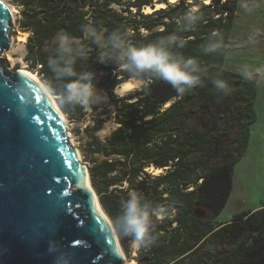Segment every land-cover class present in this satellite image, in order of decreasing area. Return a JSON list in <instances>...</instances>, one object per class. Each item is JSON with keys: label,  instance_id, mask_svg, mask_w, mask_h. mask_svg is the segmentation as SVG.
<instances>
[{"label": "trees", "instance_id": "obj_1", "mask_svg": "<svg viewBox=\"0 0 264 264\" xmlns=\"http://www.w3.org/2000/svg\"><path fill=\"white\" fill-rule=\"evenodd\" d=\"M13 1L20 8L18 28L29 34L24 61L31 71L37 70L55 89L48 59L54 54V38L66 32L83 47L73 44L82 50L76 70L94 71L97 86L114 99L117 129L103 141L93 138L89 145L90 154L101 157L90 160L89 170L104 210L113 221L120 214L119 193L124 189L117 188L119 183H128L131 190L143 191L168 209L157 221L155 243L142 249L138 264H264V206L215 226L232 194L234 167L248 149L256 120L257 82L225 69L239 0L196 2L201 21L194 30L178 33L187 40L179 50L184 57L196 58L210 75L219 73L231 88L230 95L218 93L206 80L180 97L171 85L151 79L147 89L140 87L120 98L113 95V88L131 78L114 64L97 60L99 49L88 40L85 26L105 37L128 29L132 44L146 43L176 32L174 18L194 4L180 0L144 14L143 8L157 0ZM213 32L222 38L224 48L205 54L202 46ZM148 168L163 173L153 176ZM198 207L207 208L210 217L194 216ZM120 237L126 245L127 239Z\"/></svg>", "mask_w": 264, "mask_h": 264}, {"label": "water", "instance_id": "obj_2", "mask_svg": "<svg viewBox=\"0 0 264 264\" xmlns=\"http://www.w3.org/2000/svg\"><path fill=\"white\" fill-rule=\"evenodd\" d=\"M14 26L0 0V264H58L64 255L70 264H124L119 234L97 207L89 167L62 116L41 86L1 58ZM193 215L210 212L198 207Z\"/></svg>", "mask_w": 264, "mask_h": 264}, {"label": "clouds", "instance_id": "obj_3", "mask_svg": "<svg viewBox=\"0 0 264 264\" xmlns=\"http://www.w3.org/2000/svg\"><path fill=\"white\" fill-rule=\"evenodd\" d=\"M202 14L198 6L189 8L182 15L175 17L176 32L157 37L153 41L132 44L129 41L130 30L113 31L106 37L95 29L85 26L84 31L99 49L97 60L100 63H111L116 69L128 73L132 82L147 89L151 79L163 81L182 97L194 86L210 80L214 89L224 96L230 95L231 88L220 78V74L210 75L207 67L196 58H185L179 51L187 40L178 33L194 30L201 21ZM213 32L202 46L205 54L217 53L224 48L222 38ZM54 54L48 59V68L53 74L55 89L46 82L44 87L58 99L61 106L75 108L107 102L108 97L97 88L94 71H77L76 59L82 56V50L75 49L72 38L66 32H60L54 38ZM245 80L253 79L248 71H243ZM127 81L113 88V95L123 97L127 91ZM27 92V89H25ZM121 212L114 220V227L122 237L132 238L134 249L151 247L156 241L154 230L157 221L164 218L168 209L149 198L143 191L132 189L127 198L120 204ZM58 264H70L64 255L58 257Z\"/></svg>", "mask_w": 264, "mask_h": 264}, {"label": "rangeland", "instance_id": "obj_4", "mask_svg": "<svg viewBox=\"0 0 264 264\" xmlns=\"http://www.w3.org/2000/svg\"><path fill=\"white\" fill-rule=\"evenodd\" d=\"M166 2V0H160ZM252 0H239V11L237 12L238 17L234 21L236 26L233 25L232 28V39L243 40V44L247 47L253 42V34L250 35L251 31L249 25L253 24V27L264 25V6L258 7L256 10L253 9L254 6L249 5ZM261 4H264L263 0H260ZM188 2L202 3V0H189ZM259 2V1H258ZM255 2L256 4L258 3ZM12 6L15 8L14 13V23L15 26L12 30L13 46L12 49L1 57L7 62V66L10 67L11 71L17 70L23 66L28 68L27 63L24 61L27 54L26 44L20 42V29L18 28V20L20 14V8L11 1ZM260 4V5H261ZM252 7V8H250ZM114 10L118 12L121 10L120 6L113 5ZM92 29V28H91ZM145 32V31H144ZM250 35V36H249ZM88 38V36H87ZM28 39V38H27ZM91 42L92 39L88 38ZM54 43H56L54 41ZM76 44L80 48V41L72 40V45ZM237 54H232L231 59L236 64V67L242 68L243 70L247 65L255 69H258V63H251L246 61L249 58H264V53H257L250 56L249 54H242L241 59L237 60ZM255 56V57H253ZM232 62V61H231ZM233 63V62H232ZM29 69V68H28ZM30 70V69H29ZM38 74L37 70L34 71ZM261 74V73H260ZM39 75V74H38ZM40 76V75H39ZM41 78V76H40ZM42 79V78H41ZM43 81V80H42ZM257 88V101H256V121L253 129V135L250 140V146L241 156L240 160L234 167V179H233V191L229 198V201L223 210V212L216 218L215 226L219 227L229 220L233 219V216L243 213L250 212L253 209L261 208L264 206V75L261 74L259 77ZM44 82V81H43ZM45 83V82H44ZM97 85V84H96ZM97 88L101 90L98 86ZM107 95V102L93 104L91 106L80 107L76 106L74 109L66 107V111L63 106L60 105L58 99L56 98L61 110L65 114L68 120V132L69 136L82 156V161L88 165H91L90 160L93 158L101 159V157L93 156L90 154L89 145L91 144L93 138H99L103 141L108 137L115 129H117V124L114 122V112L115 107L113 104V97L109 93L101 90ZM115 96V95H114ZM119 97V96H118ZM120 98V97H119ZM155 176V174H152ZM119 189H124L123 193H119L121 199H126L128 192L131 190L128 183L117 185ZM107 213V212H106ZM109 215V214H108ZM111 218V217H110ZM112 219V218H111ZM113 221V220H112ZM114 223V221H113ZM120 241L121 237L119 235ZM127 244L122 246L126 252L128 262L133 258L137 260V264L140 261L141 251L140 248L135 255L134 249L132 247V238L127 237Z\"/></svg>", "mask_w": 264, "mask_h": 264}, {"label": "crops", "instance_id": "obj_5", "mask_svg": "<svg viewBox=\"0 0 264 264\" xmlns=\"http://www.w3.org/2000/svg\"><path fill=\"white\" fill-rule=\"evenodd\" d=\"M256 1L257 2L259 1V2L256 4L255 3ZM249 3H250L249 5L254 6L253 7L254 10H256L260 6H264V4H261L260 0H252ZM250 8H252V7H250ZM238 11H239V7H238ZM238 14L236 13L235 19H237ZM234 26H236V22H235ZM249 29L251 31L250 35L253 34V37H252L253 42L251 44H249V46H247V47L243 44V40H240V39L233 40L232 39V32L233 31L231 32L228 51H227V55H226V59H225V69L229 72L242 74V71H240L242 68L236 67V64L231 59L232 54H237L238 56L236 57V59L241 61V60H244V59H241V57H239L242 54H245V55L249 54L250 56H252V55H255L257 53H264V25H259V26L253 27V24H250ZM253 57H255V56H253ZM246 61L251 62L253 64L259 62L258 69L253 68L252 65L251 66L247 65V67H245L243 69V70H246L252 74L253 79L257 82V85H258V83H261L258 81L259 77L261 76V74L264 75V58H261L259 56V58H249V59H246ZM257 94H258V92H257V88H256L255 113H256ZM256 118H257V115H256ZM256 123H257V121L255 120L254 125L251 127L250 140L252 138L253 129H255L254 126ZM250 140H249L248 147L250 146ZM256 209H259V208H256ZM253 210H255V209H253ZM231 220H229L228 222H230ZM228 222H226V223H228Z\"/></svg>", "mask_w": 264, "mask_h": 264}, {"label": "bare ground", "instance_id": "obj_6", "mask_svg": "<svg viewBox=\"0 0 264 264\" xmlns=\"http://www.w3.org/2000/svg\"><path fill=\"white\" fill-rule=\"evenodd\" d=\"M4 1L10 6V8H11L13 14H14L15 13V8L11 4V1L12 0H4ZM202 1H204L205 4H209L210 3V0H202ZM168 2L172 5V4L179 3L180 0H168ZM156 4H157L156 7H157L158 10L159 9H164V8H167L168 7V5L166 4V2H163V1H160V0H157L156 1ZM152 12L153 11H152L151 7L149 6L147 8L146 14H151ZM20 34H21V36L19 37L20 38V42L26 44L27 43V38L29 36L28 32L20 31ZM19 72L22 73V74L27 75L29 78H31V80H33L39 86H41V88L43 89V92L50 98V100L52 101L54 107L56 108V110L62 116V118H63V120H64V122L66 124V127L68 129V126H69L68 125V120H67L65 114L63 113V111L61 110V108H60V106H59V104H58V102L56 100V96L51 91H49L47 88L44 87L45 83L42 81V79L40 78V76L36 72H33V71L29 70L26 66H23V67L19 68ZM127 82H128L127 83V91H126V94L124 96H126V95H128V94H130V93H132V92L140 89V86H138L134 82H132L131 79L130 80H127ZM168 105H169V103L167 104V106ZM68 133L70 134V132H68ZM78 152H79L80 159H82V156H81L79 150H78ZM147 170H148V172L153 173L155 175H158L160 173H163V171L161 169L148 168ZM97 207H98L100 213H102L109 220L110 224H112V222L109 219V216L106 213V211L104 210V208H101V206H99V204L97 205ZM117 245H118V249L120 250L121 255L123 256L124 264H137V260L135 258H133L130 262H128L126 252H125V250H124V248L122 246V243H121L119 237H117ZM138 250L139 249H134L135 255L137 254V251Z\"/></svg>", "mask_w": 264, "mask_h": 264}, {"label": "snow or ice", "instance_id": "obj_7", "mask_svg": "<svg viewBox=\"0 0 264 264\" xmlns=\"http://www.w3.org/2000/svg\"><path fill=\"white\" fill-rule=\"evenodd\" d=\"M76 243H77V244H80V243H81V240H80V239H77V240H76Z\"/></svg>", "mask_w": 264, "mask_h": 264}]
</instances>
